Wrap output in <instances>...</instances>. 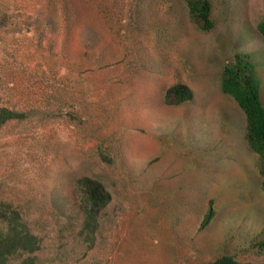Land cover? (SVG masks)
I'll use <instances>...</instances> for the list:
<instances>
[{"label":"rangeland","instance_id":"374dc122","mask_svg":"<svg viewBox=\"0 0 264 264\" xmlns=\"http://www.w3.org/2000/svg\"><path fill=\"white\" fill-rule=\"evenodd\" d=\"M211 1L203 33L177 0H0V107L30 111L0 131V199L45 237L44 264H264L260 159L221 90L224 66L250 54L264 105V0ZM46 3L70 29L50 53L33 24ZM179 82L194 101L166 104ZM84 177L112 196L91 240Z\"/></svg>","mask_w":264,"mask_h":264},{"label":"trees","instance_id":"16d2710c","mask_svg":"<svg viewBox=\"0 0 264 264\" xmlns=\"http://www.w3.org/2000/svg\"><path fill=\"white\" fill-rule=\"evenodd\" d=\"M181 6V14L199 32L210 33L215 28L212 17L213 2L211 0H177ZM50 4V3H49ZM40 6L34 18V29L38 32L39 43L48 41L51 35L48 53L55 43H65L70 34L67 28V19L59 18L58 13L49 9L51 6ZM7 14L0 10V28L8 27ZM257 31L264 38V19L257 25ZM40 33V35H39ZM63 35V36H61ZM54 39V40H52ZM61 49V47H60ZM222 93L232 97L242 111L246 120L245 141L249 149L260 159V176L263 179L264 192V105L260 95V84L255 74V66L251 55L235 53L232 59L224 66L221 74ZM195 94L185 83L179 82L165 93V102L171 106H179L193 102ZM29 112L20 111L6 106L0 107V131L8 123L22 121L29 118ZM112 141L103 143L104 150L100 158L106 163H113ZM114 146L116 144H113ZM78 191L82 201L83 218L81 234L88 240L94 238L100 213L112 201V196L97 180L84 177L77 181ZM212 215L207 217L203 227L211 221ZM39 225V220L37 226ZM45 237L36 233L30 224L25 221L20 205L0 199V264H44L41 258ZM86 241V240H85ZM212 264H249L238 258V255H221Z\"/></svg>","mask_w":264,"mask_h":264}]
</instances>
